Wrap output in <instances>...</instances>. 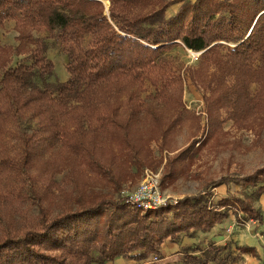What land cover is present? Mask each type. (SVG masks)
Returning a JSON list of instances; mask_svg holds the SVG:
<instances>
[{"label": "trees", "instance_id": "obj_1", "mask_svg": "<svg viewBox=\"0 0 264 264\" xmlns=\"http://www.w3.org/2000/svg\"><path fill=\"white\" fill-rule=\"evenodd\" d=\"M109 1L107 16L101 0H0V27L13 20L19 34L17 49L0 43V140L22 119L37 122L29 133H16L18 159L0 145V187L56 143L117 185L115 174L125 179L126 165L144 154V139L134 134L143 114L151 116L156 128L150 132L164 148L175 123L165 119V110L174 116L184 105L182 80L162 52L178 44L203 52L202 68L192 78L205 91L210 117L225 110L239 121L264 112V0L185 2L170 18L165 14L167 3L159 0ZM34 33H48L62 43L68 56V82L45 87L34 82L36 74L46 82L54 72L46 57V39L35 38ZM87 36L91 41L85 46ZM25 50L32 63L12 67L14 52ZM146 86L154 88L155 104L142 99ZM105 139L111 144L106 145ZM100 156H105L102 162ZM227 181L223 178L214 186ZM234 181L261 185L258 196L264 195V170ZM40 191L36 183L32 185L38 216L22 227L3 230L0 264L141 260L159 254L168 238L211 230L228 217L226 208L233 205L248 219L263 222L261 211L239 197L222 199L219 208H213L200 193L177 206L142 212L104 193L88 197L80 189L68 195L71 202L61 212L53 214L47 206L48 192ZM185 264L207 261L191 254Z\"/></svg>", "mask_w": 264, "mask_h": 264}, {"label": "rangeland", "instance_id": "obj_2", "mask_svg": "<svg viewBox=\"0 0 264 264\" xmlns=\"http://www.w3.org/2000/svg\"><path fill=\"white\" fill-rule=\"evenodd\" d=\"M101 1L104 12L108 16L111 8L110 1ZM159 1L167 5L181 1L179 8L185 2L193 3L188 0ZM208 2L213 3L211 0ZM18 35L16 22L7 20L0 27L1 45L17 49ZM34 36L46 39L48 44L46 57L53 62L54 66V72L46 78V82L38 74L35 75L34 82L41 87H45V83L68 82V56L62 43L56 37L49 36L48 33H34ZM90 41V36L85 37L84 45L88 46ZM196 53L181 44L162 52V57L171 65L172 72L182 80V103L184 105V108L176 112L174 116L165 110V119L172 121L174 119L175 123L166 136L164 148L161 146V141L154 137L155 133L150 132L156 128L151 116L141 115L134 134L138 139H144L141 141L144 154L138 157L139 161L126 165L130 174L128 172L125 179L119 177V173L115 174L118 180L116 185L108 180L109 176L101 178L91 166L79 160L78 156L73 157L65 153L60 144L56 143L47 147L39 152L28 167L13 173L2 183L0 187V236L3 230L17 229L22 227L27 220L30 222L38 216L39 210L31 197L32 185L35 183L38 190L41 189V195L48 192L50 199L47 201V206L51 213L57 214L71 202L68 195L77 194V190L80 189L84 190L88 197L104 193L112 196L114 201L121 200L126 204V195L144 182L147 178V170L158 175L161 193L164 197L173 200L174 203L168 206H177L180 200L202 193L206 196L208 205L213 208H219L222 199L231 200L232 197H239L244 201L249 200L263 214V222L260 224L258 220L248 219L247 214L237 206H227L228 217L211 230L181 233L183 238L177 236L173 239H166L163 244L169 246L176 239L182 240L184 245L180 247V250L183 254L179 256L171 254L172 256L162 264H185V258L191 254L204 258L207 264H258V258L247 260L234 250V238L232 237L239 235L247 238L249 234L251 236L257 234L258 237V234L263 232L259 231L264 225V204L260 203L258 196V189L261 185L252 187L236 183L234 180L255 175L264 170V112L254 113L239 121L230 118L225 110H219L210 117L204 99L205 91L192 78V74L202 68V63L199 61L200 56L197 57ZM22 63L28 65L32 63L29 50L14 52L11 66L15 67ZM206 96L209 94L206 93ZM142 99L155 104L154 88L146 86ZM36 127L37 122L34 119H22L10 127V132L3 135L0 145L6 147L7 151L18 159L16 133L20 131L29 133ZM105 143L109 145L111 141L105 139ZM104 158L105 156H100V162ZM223 178L228 179L226 184L215 187L214 184ZM129 207L133 208L130 205ZM135 210L139 209L135 208ZM103 219L105 218L102 217L101 221H104ZM214 232L215 235H213ZM188 245L192 247L188 248ZM235 248L238 250V246L235 245ZM50 254L55 255L59 252ZM150 255V262H152L156 257L154 255L158 254L150 253ZM94 256L98 259L97 251L94 252ZM96 264L103 263L97 262Z\"/></svg>", "mask_w": 264, "mask_h": 264}, {"label": "crops", "instance_id": "obj_3", "mask_svg": "<svg viewBox=\"0 0 264 264\" xmlns=\"http://www.w3.org/2000/svg\"><path fill=\"white\" fill-rule=\"evenodd\" d=\"M182 1H185V0H182ZM188 1L195 2L196 0H188ZM180 3L181 1H178V2L176 1L168 5L166 9L167 18L173 17L178 13V11L180 10L179 8ZM263 198H264L263 196H260L261 204H264ZM260 230H262L263 232L258 234L259 235L258 237H257V234L255 236H251L249 234L247 238H243L239 235H236L232 238H234L233 245H234V250L236 252L240 253V255L244 256L247 260H249V258L254 259V257L256 259L258 258V261H259L258 264H261V263L264 264V225L260 227L259 231ZM215 234L216 233L214 232L213 235ZM178 236H181V238H183V234L178 235ZM183 245L184 243L182 242V240H179V239L174 240L171 246L164 243L162 247L160 248L159 254H158L159 256H161V258L158 255H154L158 258L157 261L154 263L153 261L150 262L151 255H148L146 258L141 259V260L118 257L114 261L105 262L103 264H159V263L162 264V262L166 261L168 258L172 256L171 254H175L176 256L182 255L183 252L180 250V247ZM235 245L238 246V250L235 248ZM189 247H192V246L188 245V248Z\"/></svg>", "mask_w": 264, "mask_h": 264}, {"label": "built area", "instance_id": "obj_4", "mask_svg": "<svg viewBox=\"0 0 264 264\" xmlns=\"http://www.w3.org/2000/svg\"><path fill=\"white\" fill-rule=\"evenodd\" d=\"M196 54L199 57L202 52H197ZM146 177L136 190L126 195L125 199L128 205L145 212L174 203L172 199L164 197L161 193L158 175L146 170ZM156 261L157 257L154 258L153 262Z\"/></svg>", "mask_w": 264, "mask_h": 264}, {"label": "water", "instance_id": "obj_5", "mask_svg": "<svg viewBox=\"0 0 264 264\" xmlns=\"http://www.w3.org/2000/svg\"><path fill=\"white\" fill-rule=\"evenodd\" d=\"M203 53V52H202Z\"/></svg>", "mask_w": 264, "mask_h": 264}]
</instances>
